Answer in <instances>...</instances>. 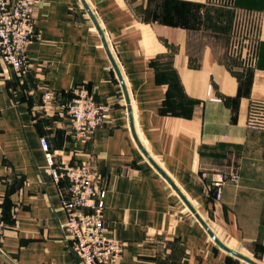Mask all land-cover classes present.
<instances>
[{"label": "crops", "instance_id": "obj_1", "mask_svg": "<svg viewBox=\"0 0 264 264\" xmlns=\"http://www.w3.org/2000/svg\"><path fill=\"white\" fill-rule=\"evenodd\" d=\"M37 2L27 72L0 60V264H81L42 137L57 162L96 170L120 264H250L212 239L139 142L226 245L264 264V0H86L132 116L83 0ZM231 36L255 64L231 57ZM81 83L111 111L76 138L61 104ZM217 172L239 175L220 200Z\"/></svg>", "mask_w": 264, "mask_h": 264}, {"label": "built area", "instance_id": "obj_2", "mask_svg": "<svg viewBox=\"0 0 264 264\" xmlns=\"http://www.w3.org/2000/svg\"><path fill=\"white\" fill-rule=\"evenodd\" d=\"M37 3V0H0V60L14 69L19 79L29 68L27 48L37 36ZM245 45L246 59L255 64V47L247 42ZM70 93L61 109L69 117L75 137H89L105 124L111 105L99 100L84 83L75 85ZM54 97L53 91L45 89L44 106ZM41 146L55 181L66 182L61 201L67 215L65 227L71 236V250L81 264H120L123 242L109 232L104 214L106 191L98 185L96 170L85 161L57 162L47 137L41 138ZM202 176L207 177L208 173L203 172ZM238 178L237 173H215L210 185L215 198L220 200L227 182Z\"/></svg>", "mask_w": 264, "mask_h": 264}, {"label": "water", "instance_id": "obj_3", "mask_svg": "<svg viewBox=\"0 0 264 264\" xmlns=\"http://www.w3.org/2000/svg\"><path fill=\"white\" fill-rule=\"evenodd\" d=\"M84 2V5L87 9V11L89 12V14L91 15L92 19L94 20V22L96 23L100 33L102 34L103 36V39H104V42H105V45L107 47V50L109 51V54H110V57H111V60L113 62V65L119 75V78L121 80V84H122V87L124 89V92H125V95H126V99H127V102L129 104V110H130V116H132L131 114V106H130V99H129V94H128V91H127V87H126V84H125V81H124V78L122 76V73L119 69V66L118 64L116 63L112 53L110 52L109 50V46H108V43L106 41V38L104 37L103 35V32L95 18V16L93 15L89 5L87 4L86 0H83ZM140 144V147L141 149L143 150L144 154L147 156V158L155 165V167L172 183V185L175 187V189L178 191V193L180 194V196L182 197V199L186 202V204L189 206V208L191 209V211L195 214V216L199 219V221L202 223V225L205 227V229L207 230V232L210 234V236L212 237V239L223 249L225 250L226 252H228L229 254L235 256V257H238L250 264H262L260 262H258L257 260H255L254 258L240 252V251H237L231 247H229L228 245H226L217 235L216 233L212 230V228L209 226V224L205 221V219L202 217V215L195 209V207L189 202V200L185 197V195L179 190V188L175 185V183L170 179V177L161 169V167L154 161V159L149 155V153L144 149V147L142 146V144L139 142Z\"/></svg>", "mask_w": 264, "mask_h": 264}, {"label": "rangeland", "instance_id": "obj_4", "mask_svg": "<svg viewBox=\"0 0 264 264\" xmlns=\"http://www.w3.org/2000/svg\"><path fill=\"white\" fill-rule=\"evenodd\" d=\"M245 43H246L245 39H242V38L240 39L239 37H233V36L229 37V46L231 47L232 50L234 49L232 51L233 53L231 52L234 56L232 55L231 57L236 62H239V61L244 62L243 57H242V51H243V48H245V46H247V45H245ZM263 123H264V121H263Z\"/></svg>", "mask_w": 264, "mask_h": 264}]
</instances>
